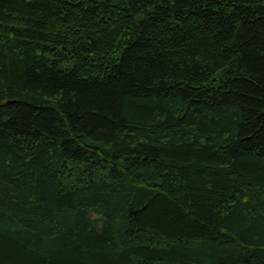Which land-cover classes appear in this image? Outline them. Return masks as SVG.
<instances>
[{"label": "trees", "instance_id": "obj_1", "mask_svg": "<svg viewBox=\"0 0 264 264\" xmlns=\"http://www.w3.org/2000/svg\"><path fill=\"white\" fill-rule=\"evenodd\" d=\"M0 264H264V0H0Z\"/></svg>", "mask_w": 264, "mask_h": 264}]
</instances>
